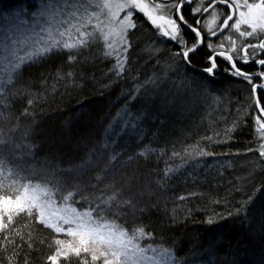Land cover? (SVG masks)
<instances>
[{
    "label": "trees",
    "instance_id": "obj_1",
    "mask_svg": "<svg viewBox=\"0 0 264 264\" xmlns=\"http://www.w3.org/2000/svg\"><path fill=\"white\" fill-rule=\"evenodd\" d=\"M36 1L0 0V35L5 28L15 29L17 13L21 21H30L24 13ZM200 1L182 9L190 24L195 23L191 8ZM133 20L136 27L127 33L119 75L113 69L115 58L106 57L96 42L72 52L74 61L64 51L22 67L14 84L0 94V154L13 164V156L21 155L20 162L38 173L35 180L55 170L66 190H80L73 202L80 210L89 201L91 207L100 204L96 197L116 193L103 214L130 235L143 226L152 238L138 243L169 249L176 261L194 257L208 238L215 264H227L236 249L256 251L259 241L264 242V162L256 143V117L262 114L254 100L259 97L264 107V91L254 97L248 82L225 72L228 64L222 60L214 75L207 76L202 72L210 66L204 62L206 48L191 66L185 65L172 56L176 43L159 36L144 19ZM184 36L194 42L187 29ZM237 66L257 71L253 63ZM182 71L213 86L208 92L203 86L205 99L191 110L173 94ZM173 75L176 81L171 82ZM223 78L229 81L221 84ZM199 149L208 154L197 155ZM167 169L172 171L166 175ZM14 228L23 232L24 241L31 231L34 242L29 247L13 232L16 245L23 247L8 244L5 249L0 234V264H9L10 258L13 264H48L54 253L49 244L64 239L23 216ZM241 259L235 257L234 264ZM71 264H78L77 258Z\"/></svg>",
    "mask_w": 264,
    "mask_h": 264
},
{
    "label": "snow or ice",
    "instance_id": "obj_2",
    "mask_svg": "<svg viewBox=\"0 0 264 264\" xmlns=\"http://www.w3.org/2000/svg\"><path fill=\"white\" fill-rule=\"evenodd\" d=\"M193 2L41 0L38 8L32 12L30 21H21L15 29L5 28L0 35V94L14 84L23 66L64 51L68 52V60L74 61L72 52L97 41L103 42L106 57L115 58L113 69L119 75L124 71L128 30L136 27L134 13L142 14L159 35L177 44L178 51L172 53L174 59L179 58L185 65L191 66L192 59L202 48H206L204 62L210 66L203 68L202 72L207 76L214 75L218 69L217 61L222 60L228 64L225 72L248 82L254 97L258 90L264 91V83H253L254 79H264V70L248 72L237 66L254 63L264 69V59L256 58L264 55V0H208L207 8L203 7L204 0H201L195 8H191L190 15L195 23L190 24L182 9L190 7ZM218 4L230 10L222 23L219 21L225 13L216 11ZM209 12L211 14L203 24L196 19ZM16 15L18 17L20 13ZM184 29L194 36L193 43L189 44L185 39ZM225 30L229 31L228 36L223 35ZM233 32L241 39L239 46L232 38ZM218 36L222 37L219 43L210 42ZM249 38L257 43L243 42ZM226 43L228 47H225ZM67 75L72 74L69 72ZM32 103L29 99L28 104ZM254 103L262 114L256 117V123L260 137L264 139V107H261L259 97L255 98ZM24 114L27 115V109ZM15 147L18 150L20 146ZM259 151L260 156L264 157V143ZM196 154L208 153L199 149ZM13 159L17 163H11L7 155L0 154V234H3L5 249L8 244L23 247L17 246L14 238L19 237L24 241L23 232L14 228L17 218L23 216L54 234L66 237L55 238L49 244L50 248L54 247V253L47 257L48 264H71L73 257L77 258L78 264H174L171 250L157 249L151 245L140 246L138 241L152 238L143 226L133 228L130 235L128 229L103 214L117 199L116 193L96 197L100 204L91 207L89 201L90 206L80 210L73 206L80 190L75 186L72 190H66L64 183L56 178L55 170L50 175L45 173L44 180H35L38 173L20 162L21 155H15ZM170 171L172 169H167L165 174ZM207 223H212V219L209 218ZM13 232L14 236L10 234ZM27 236L24 242L31 247L34 242L31 231ZM149 252L153 255H148ZM9 264H13L12 258ZM26 264L29 262L26 261Z\"/></svg>",
    "mask_w": 264,
    "mask_h": 264
},
{
    "label": "rangeland",
    "instance_id": "obj_3",
    "mask_svg": "<svg viewBox=\"0 0 264 264\" xmlns=\"http://www.w3.org/2000/svg\"><path fill=\"white\" fill-rule=\"evenodd\" d=\"M40 2H41V0H37L36 1V4L34 5V7L31 9V8H29V9H27L28 11L27 12H25L24 14H28V16H30L31 18H32V12L33 11H35L37 8H38V6H39V4H40ZM148 2L149 3H152L153 2V0H148ZM226 8V7H225ZM226 10H227V12H225V15L223 16V18L221 19V23H222V20L224 19V18H226V15L228 14V12L230 11L229 9H227L226 8ZM134 16L135 17H137V18H139L140 17V19H144V21H146V22H148L147 20H146V18H144L143 16H142V14H139V13H134ZM16 19L18 20V24H20V22H21V18H20V16H16ZM101 19H103V17H101ZM29 21V20H28ZM135 22V21H134ZM149 24H150V22H148ZM231 23V22H230ZM150 26H151V28L153 29V30H155L156 32H157V34H158V31L150 24ZM131 29H129L128 30V32L130 31ZM230 33H229V31L228 30H225L224 31V33H223V35L224 36H228ZM159 35V34H158ZM231 35H232V38L234 39V40H236V42H237V45L239 46L240 44H241V39L238 37V34H236V33H231ZM159 36H161V35H159ZM222 37H216L215 39L214 38H212L211 40H220ZM262 38H264V37H262ZM127 39H128V36H127ZM166 40H168L167 38H166ZM244 43H257V41L255 40V39H251V38H249V39H247V40H244L243 41ZM96 43H98L97 45L98 46H100L101 45V48H103L104 49V46H103V42L102 41H97ZM169 43H172V44H175V42H169ZM219 43V42H218ZM91 45H95V43H91V44H89L88 46H86V47H89V46H91ZM128 46V45H127ZM225 47H228V45H227V43L225 44ZM243 54V52H242V50H241V55ZM251 54V53H250ZM259 56H261V55H258L256 58L258 59L259 58ZM171 68H172V66H171ZM174 73V72H173ZM173 73H171V74H173ZM182 73H183V75L181 76V80H180V82L178 81L179 79H177V81H178V83L176 84V86H175V90L173 91V89H172V91H173V94H174V97H176L177 98V101H179V99H182L183 100V102H181V106L182 107H184L186 110H187V108L189 109V110H191V108L194 106V104L195 103H200V101H204V92L207 90V92L208 91H211V88H213V86H212V84L208 81V80H206L205 78H199V77H193L191 74H189V73H187V72H185V71H182ZM174 76L175 75H173V77L172 78H170L171 79V82H173L176 78H174ZM176 81V80H175ZM229 80L228 79H225V78H223L221 81H220V83L222 84L223 82L224 83H227ZM203 86L205 87V89L203 88ZM173 87V86H172ZM211 87V88H210ZM195 88H198V90H196ZM215 88V87H214ZM215 89H217V87L215 88ZM163 96H165L164 94H162ZM166 97V96H165ZM173 98V95L170 97V99H172ZM218 101V100H217ZM216 102V101H215ZM165 103V102H164ZM164 103L163 104H161V106H163L164 105ZM185 110V111H186ZM123 114H124V112H123ZM120 116H122V114L120 115ZM257 124V123H256ZM257 137H256V143L259 145V147H260V145L262 144V143H264V139H262L261 137H260V132H259V126L257 125ZM260 149V148H259ZM259 160L260 161H262V162H264V157H261L260 156V154H259ZM230 166H232V165H230ZM63 238H66L65 236L63 237ZM209 241L210 242H212L211 241V239L209 240V238L207 239V242H208V244L206 243V244H204V246L202 247V249H201V251H199V252H197L195 255H194V257L193 258H187L186 260H185V258H183V259H178V261H176L175 259H173L174 260V264H215L214 263V251H213V249H212V244L210 243L209 244ZM140 244V243H139ZM141 246V245H140ZM148 245H146V246H141V247H147ZM148 255H153V253H151V252H149V253H147ZM233 254V255H232ZM244 253H240L239 252V250L238 249H236L235 251L233 250V251H231V257H230V259L228 260V261H226L225 263H227V264H234V261H235V257L237 258L238 256H240V255H243ZM251 257H253V255L251 256ZM199 259H202L201 261H198ZM252 259V258H251ZM217 263V262H216ZM254 263H258L259 264V261L257 262V261H252V260H250V258H242L239 262H237V263H235V264H254Z\"/></svg>",
    "mask_w": 264,
    "mask_h": 264
},
{
    "label": "bare ground",
    "instance_id": "obj_4",
    "mask_svg": "<svg viewBox=\"0 0 264 264\" xmlns=\"http://www.w3.org/2000/svg\"><path fill=\"white\" fill-rule=\"evenodd\" d=\"M46 61H45L44 64H46ZM203 244H206V242L205 243L203 242ZM258 245H260V246H258V248L256 249V251H254V248H252L249 252H244V253L245 254H248L249 255V258L250 259L251 258L253 259V262L255 261V256H257L258 259H259V264H264V242L262 243L261 241H259V244ZM257 254H259V255H257ZM252 255H253V257H251ZM190 257L193 258V256H190ZM247 257H248L247 255H242V258H247ZM254 264H258V263H254Z\"/></svg>",
    "mask_w": 264,
    "mask_h": 264
},
{
    "label": "flooded vegetation",
    "instance_id": "obj_5",
    "mask_svg": "<svg viewBox=\"0 0 264 264\" xmlns=\"http://www.w3.org/2000/svg\"><path fill=\"white\" fill-rule=\"evenodd\" d=\"M163 1H164V0H158V2H160V3H163ZM169 2H172V0H170ZM199 3H201V1H200ZM203 7H205V8L208 7V0H204V2H203ZM216 11H217V12H223V13L227 12L225 6H223V5H219V4L216 6ZM210 14H211V12H209V13H207V14H204L203 16H198L197 19L201 20V24H203L204 20L208 19L209 16H210ZM221 17H223V16H221ZM253 64H254V63H253ZM255 65H256V64H255ZM256 68H257V71H258V70H264V69H260V68H258L257 65H256ZM261 80H262V83H264V79H261Z\"/></svg>",
    "mask_w": 264,
    "mask_h": 264
},
{
    "label": "water",
    "instance_id": "obj_6",
    "mask_svg": "<svg viewBox=\"0 0 264 264\" xmlns=\"http://www.w3.org/2000/svg\"><path fill=\"white\" fill-rule=\"evenodd\" d=\"M213 38H216V37H213Z\"/></svg>",
    "mask_w": 264,
    "mask_h": 264
}]
</instances>
